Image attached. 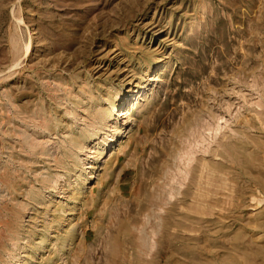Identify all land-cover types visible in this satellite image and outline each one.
I'll list each match as a JSON object with an SVG mask.
<instances>
[{
  "label": "rangeland",
  "instance_id": "374dc122",
  "mask_svg": "<svg viewBox=\"0 0 264 264\" xmlns=\"http://www.w3.org/2000/svg\"><path fill=\"white\" fill-rule=\"evenodd\" d=\"M0 264H264V0H0Z\"/></svg>",
  "mask_w": 264,
  "mask_h": 264
},
{
  "label": "bare ground",
  "instance_id": "6f19581e",
  "mask_svg": "<svg viewBox=\"0 0 264 264\" xmlns=\"http://www.w3.org/2000/svg\"><path fill=\"white\" fill-rule=\"evenodd\" d=\"M27 49H28V48H27ZM203 170H208L209 172H207V173H210V172H211L212 174L215 173V171L212 170V169H210V168H208V166H207L206 164L203 165ZM201 174H204V172L201 171ZM210 176H211V175H209V177H210ZM201 178H202V177H201ZM201 178H200V179H201ZM207 179H208V181L210 180L209 178H207ZM208 183H210V181H209ZM224 183H225V182H224ZM223 187H224V186H223ZM197 189H198V188H197ZM231 193H232V192H231ZM199 203H200V202H199ZM197 207H198V206H197ZM198 208H199V207H198Z\"/></svg>",
  "mask_w": 264,
  "mask_h": 264
}]
</instances>
